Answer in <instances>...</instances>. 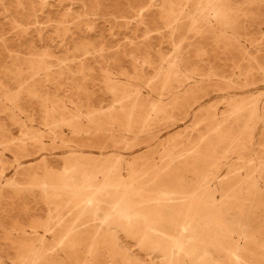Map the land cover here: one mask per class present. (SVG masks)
Listing matches in <instances>:
<instances>
[{
	"label": "rangeland",
	"instance_id": "374dc122",
	"mask_svg": "<svg viewBox=\"0 0 264 264\" xmlns=\"http://www.w3.org/2000/svg\"><path fill=\"white\" fill-rule=\"evenodd\" d=\"M0 264H264V0H0Z\"/></svg>",
	"mask_w": 264,
	"mask_h": 264
},
{
	"label": "bare ground",
	"instance_id": "6f19581e",
	"mask_svg": "<svg viewBox=\"0 0 264 264\" xmlns=\"http://www.w3.org/2000/svg\"><path fill=\"white\" fill-rule=\"evenodd\" d=\"M167 74H169V73H167ZM237 110H238V108H237ZM249 120V119H248ZM227 139V138H226ZM228 142V141H227ZM232 152H234V151H232ZM231 154V153H230ZM146 175V174H145ZM210 178H212V177H210ZM113 182V181H112ZM204 182V181H203ZM140 183V182H139ZM89 185V184H88ZM113 186V185H112ZM114 187V186H113ZM112 187V188H113ZM144 188V187H143ZM195 188V187H194ZM97 189V188H96ZM132 190V189H131ZM157 190V189H156ZM199 190V189H198ZM227 191V190H226ZM182 194V193H181ZM76 195V194H75ZM148 195V194H147ZM150 195H152V194H150ZM84 196V195H83ZM180 196V195H179ZM209 198V197H208ZM225 198V197H224ZM235 198V197H234ZM158 199V198H157ZM146 200V199H145ZM186 200V199H185ZM159 203V202H158ZM228 204V203H227ZM174 206V205H173ZM149 207V206H148ZM160 207V206H159ZM170 207V206H169ZM177 207V206H176ZM179 207V206H178ZM158 209V208H157ZM194 209V208H193ZM173 210V209H172ZM232 211V210H231ZM144 212V211H143ZM146 212V211H145ZM148 213V212H147ZM192 213V212H191ZM205 214H206V212H205ZM176 215V214H175ZM166 216V215H165ZM189 216V215H188ZM205 216V215H204ZM201 217V216H200ZM194 218V217H193ZM190 219V218H189ZM173 220V219H172ZM195 220V219H194ZM204 220V219H203ZM165 221V220H164ZM181 226V225H180ZM100 230V229H99ZM127 231V230H126ZM200 231V230H199ZM201 233V232H200ZM189 234V233H188ZM211 235V234H210ZM222 236V235H221ZM209 238V237H208ZM195 239V238H194ZM196 244V243H195ZM202 244V243H201ZM209 244V243H208ZM213 244V243H212ZM235 244V243H234ZM184 246V245H183ZM190 246V245H189ZM207 246V245H206ZM230 245H228V247H229ZM215 247V246H214ZM223 247V246H222ZM209 248V247H208ZM250 250V249H249ZM186 254V253H185ZM150 256V255H149ZM227 258V257H226ZM226 260H228V259H226Z\"/></svg>",
	"mask_w": 264,
	"mask_h": 264
}]
</instances>
